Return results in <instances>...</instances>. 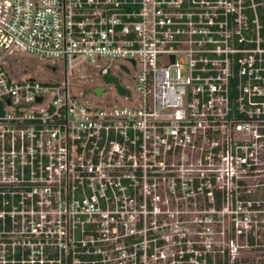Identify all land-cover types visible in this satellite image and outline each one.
<instances>
[{
  "label": "built area",
  "instance_id": "obj_1",
  "mask_svg": "<svg viewBox=\"0 0 264 264\" xmlns=\"http://www.w3.org/2000/svg\"><path fill=\"white\" fill-rule=\"evenodd\" d=\"M0 51V264H264V0H0Z\"/></svg>",
  "mask_w": 264,
  "mask_h": 264
},
{
  "label": "rangeland",
  "instance_id": "obj_2",
  "mask_svg": "<svg viewBox=\"0 0 264 264\" xmlns=\"http://www.w3.org/2000/svg\"><path fill=\"white\" fill-rule=\"evenodd\" d=\"M0 54H3V52L0 51ZM4 61L7 64L5 66V69L8 71L11 78L16 80H26L29 78H34L43 82H60L65 79V68L61 62L55 63L57 71L54 72L49 68L51 62L41 60L35 56L27 55L21 52H18L15 55H7L4 58ZM119 63L122 64L124 62L121 61ZM78 75H88L93 79L92 81L91 79L89 80L92 82L90 85L84 87V92L86 93L87 98L95 99L98 103H100L101 101L106 103L114 101L116 91L114 88H112V85H107V92L109 94V97L97 98L95 96L96 87L103 85V81L99 76L96 75L95 71L88 68H77L72 70V73L69 75V79L74 80V78ZM135 75L136 72L134 71V69L129 74L124 72H117L116 74L120 83L125 87H129L133 92L135 87Z\"/></svg>",
  "mask_w": 264,
  "mask_h": 264
},
{
  "label": "water",
  "instance_id": "obj_3",
  "mask_svg": "<svg viewBox=\"0 0 264 264\" xmlns=\"http://www.w3.org/2000/svg\"><path fill=\"white\" fill-rule=\"evenodd\" d=\"M53 71H55V70H53ZM105 81H106V83H109V82H113V83H115V84L117 85V87H118V91L120 92V94H124L125 90H124V88H122V87L120 86L118 79L114 78V77L111 76V75H107V76L105 77ZM103 91H104V88H100V89H97V90H96V93H97V95L100 96L101 93H102Z\"/></svg>",
  "mask_w": 264,
  "mask_h": 264
}]
</instances>
